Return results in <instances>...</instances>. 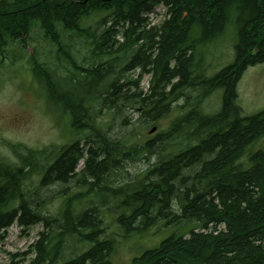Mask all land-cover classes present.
<instances>
[{
	"label": "trees",
	"instance_id": "trees-1",
	"mask_svg": "<svg viewBox=\"0 0 264 264\" xmlns=\"http://www.w3.org/2000/svg\"><path fill=\"white\" fill-rule=\"evenodd\" d=\"M160 5L167 8V15L160 27L149 29L148 15ZM97 10L113 12L102 20L105 25L110 18L111 26L80 27L82 19ZM231 19H235L238 34L233 61L208 75L198 44L217 40ZM36 23L80 72L64 83L78 85L80 91L69 98L65 90L61 92L60 81L54 80L47 63L32 57L33 71L47 85L49 98L70 115L74 139L43 150L13 144L21 163H0V243L12 224L26 233L31 226L43 223V231L30 249L10 254L8 264H113L116 242L103 236L102 205L77 211L76 203L90 191L98 193L104 203L105 194L118 197L122 189L126 202L134 200L132 213L118 218L126 235L145 233L147 228L141 226L153 225L156 220L153 208L166 220L175 215L167 222L169 226L179 227L182 220L185 226H191L188 237L175 231L159 245L134 256L131 264H264V144L249 151L264 137V109L244 116L237 103V84L244 71L264 63V0H0V51L11 42L25 43ZM119 24L126 27L125 31L118 28ZM60 27L85 40L90 66H80L74 56L64 52ZM133 46L130 58L125 62L122 58L119 63V54ZM112 58L113 63L109 61ZM134 69L140 71L136 77L129 75ZM148 74L150 87L144 94L140 85ZM217 90L222 91L221 108L212 115L203 113L198 100H206ZM190 93L197 97L194 101L190 97L195 106L189 111L176 106L181 115L168 129L144 142L131 143L130 151L136 157L153 154L156 141L158 144L176 136L198 143L162 158L160 165L150 170L151 175L124 183L118 191L111 188L112 182L106 183L107 169L112 174L122 170L119 163L127 154L116 148V141L109 138L88 104L97 102L107 107L121 99L122 105L140 112V126L145 129L149 120L155 124L173 110L174 94L185 99ZM135 137L140 138L139 133ZM44 155H48L47 164L43 163ZM84 155L87 157L81 172L85 179L72 174L76 161ZM205 155L211 158L202 160ZM196 160H202V164L192 178L177 175L182 165ZM38 171L43 187L69 184L76 176L77 186L90 181V191L66 194L56 213L45 215L46 209L37 208L34 196L25 188L30 175ZM68 189H62L59 195ZM174 194L180 203L176 210L181 214L173 213L170 202L176 201ZM136 215L143 218V224ZM70 239L90 246L77 253L81 247H69ZM67 248L72 249L70 256Z\"/></svg>",
	"mask_w": 264,
	"mask_h": 264
},
{
	"label": "rangeland",
	"instance_id": "rangeland-1",
	"mask_svg": "<svg viewBox=\"0 0 264 264\" xmlns=\"http://www.w3.org/2000/svg\"><path fill=\"white\" fill-rule=\"evenodd\" d=\"M234 11L230 12L229 15L233 14ZM109 12L113 13L110 10H102V12L97 10V13L91 17L87 18L88 15L85 16L81 21L80 27L96 28L101 25L100 28L106 29L111 26L112 20L109 18L105 25L102 24V20L109 16ZM166 15L167 8L162 5L158 6L154 12L148 15V27L158 28L162 25ZM233 20L235 19H231L217 40L206 45L202 42L198 44V47L202 46L201 58L205 60L202 65L207 67L208 75L216 74L220 69L229 65L234 58V45L238 40V34ZM122 27L123 24L118 25V28L123 32L126 27ZM150 33L154 34L155 32L152 31ZM59 34L62 40H60L61 45L64 43L62 46L64 52L74 56L80 66L85 68L90 66V50L85 40L81 37L73 36V32H67L63 27L59 28ZM45 35L44 29L36 23L30 29L29 35L25 37L27 38L25 43L13 42L4 51H0V154L6 158L7 163L10 162L16 165L21 163V159L13 150V144L43 150L54 146L66 145L74 139L69 126L70 115L66 114L57 103L51 101L46 89L47 85L41 77L33 72L31 59L34 56L37 60L47 63V68L54 80L61 82H59V86H62L61 92L65 90L69 98L71 96L74 97V94L80 91V88L78 85L72 87L73 83L67 85L64 83L67 80V83L70 82V78L73 76L77 77L80 72L74 70L69 61L64 59L63 52L57 49L58 45L49 36ZM199 36L200 34H198ZM118 38L122 39L121 35ZM193 39L197 40L195 35ZM133 48L135 46L119 54L117 58L119 63L122 64V58H124V62L130 58L133 54ZM113 60L112 58L109 61L113 63ZM197 61L195 63L198 67ZM139 74V69H134V72L129 75L136 77ZM112 76L114 78V75ZM175 82L176 80H173V83ZM104 86L101 87L102 90ZM140 86L142 87L140 91L144 94L149 91V74L143 77ZM135 91L137 90L135 89ZM221 92V90H217L206 100H198V108L200 107L199 109L203 113L209 115L217 112L221 108ZM237 94V103L242 108L244 116L255 114L264 109V63L249 66L246 69L237 84ZM190 95L189 98L184 99L183 96L174 94L171 99L173 110L158 119L155 124H152V121L149 120V127L145 129L140 126V112L135 111L133 107L126 104L122 105L120 103L121 99L115 100L114 104L112 102L108 103L107 107L100 106L97 102H94L91 106L88 104L90 108H93L97 122L108 132L109 138L116 141V148L119 147L125 150V154H127L123 157L122 162L119 163L122 170L112 174L107 169L106 177L108 181L106 183L112 182L111 188L114 187L118 191L120 190L119 188L123 187L124 183L126 184L145 174L151 175L150 170L160 165L162 158L167 155H176L184 147L198 143L196 140H192L189 143L181 137L178 139L176 136L172 140H163L158 144H156V141L153 146V154H144L136 157L130 151L131 143H135V141L144 142L146 139L156 136L157 133L168 129L172 122L181 115L180 110L176 106H183L188 111L193 105L195 106L196 104L193 101L196 96L191 93ZM190 97H192L193 101ZM138 103L141 105L140 102ZM152 127H156L153 133L149 132ZM138 133L140 138L135 137V134ZM263 144L264 137L251 145L249 151L254 152L262 147ZM111 147L114 148L113 146ZM74 157L72 158L74 159ZM86 157L87 155H84L78 162L74 159L77 164L76 171L72 173L73 175L79 174L84 178L81 169L84 166ZM210 158L211 156L205 155L202 160ZM246 159L247 155L242 158L241 162ZM202 160L193 161L188 166L182 165L177 175L181 178H192L194 176L193 172L201 167ZM41 178V172L31 174L25 184V188L30 195L34 196L35 206L40 210L46 209L45 215L55 214L66 194H81V191H90V181L84 180L80 186H77L76 180L78 178L76 176L72 177L69 184H55L44 187L40 185ZM66 187L69 188L67 193L59 195V192ZM122 190L120 191L121 196L118 197L105 194L103 196L106 199L104 203L97 196L98 193L90 191L89 195L84 196L80 202L76 203L77 211H84L98 204L102 205L99 210L103 218V236L104 238H113L116 242V250L112 256L113 264H131L134 256H139L146 249L159 245L163 239L175 231L186 235V237L189 236L188 231L191 226H185L184 224L179 227L169 226L167 220L163 216H159L156 208L152 209V216L156 219L154 224L147 227L146 225L141 226L142 228H147L145 233L137 231L134 235H126L120 227L118 217L122 214L128 215L132 213L133 209L131 207L134 206V200L126 202V193ZM172 198H176V201L174 199L170 202L172 210L176 211V208H178L177 204L180 205L177 194H174ZM138 221L140 222V219ZM42 230V223L31 226L26 233H23L17 224L11 226L7 230L4 241L0 244V264H8L12 253H23L29 250L30 246L39 238V233ZM74 246L81 247V250H77V253H81L88 249L90 245L79 244L73 239L69 242V247L72 248ZM66 250L67 256H70L72 249L67 248ZM22 264H27V261Z\"/></svg>",
	"mask_w": 264,
	"mask_h": 264
},
{
	"label": "bare ground",
	"instance_id": "bare-ground-1",
	"mask_svg": "<svg viewBox=\"0 0 264 264\" xmlns=\"http://www.w3.org/2000/svg\"><path fill=\"white\" fill-rule=\"evenodd\" d=\"M86 1H87V0H86ZM153 132H154V131H153ZM153 132H152V133H153ZM6 163H7V162H6ZM113 188H114V187H113ZM156 206H157V205H156ZM131 208H132V207H131ZM173 213H174V214H181L182 212L180 213V210L178 209V210L174 211ZM143 214H144V213H143ZM160 215H162V214H160ZM136 216H137V219H138V220L140 219V222L142 223L143 218H142L141 216H139V215H136ZM147 216H148V215H147ZM162 216H163V215H162ZM174 216H175V215H174ZM174 216H173V217H174ZM163 217L166 219L165 216H163ZM173 217H172V218H173ZM141 218H142V219H141ZM148 218H149V217H148ZM150 218H151V216H150ZM152 218H153V217H152ZM172 218H170V220L168 219L167 222H168V221L171 222ZM146 221H148V220H146ZM150 221H152V220H150ZM182 221H183V220H182ZM182 221H181V222H178V223H180V224H184L185 222L182 223ZM143 222H144V221H143ZM142 224H143V223H142ZM153 224H154V223H153Z\"/></svg>",
	"mask_w": 264,
	"mask_h": 264
},
{
	"label": "flooded vegetation",
	"instance_id": "flooded-vegetation-1",
	"mask_svg": "<svg viewBox=\"0 0 264 264\" xmlns=\"http://www.w3.org/2000/svg\"><path fill=\"white\" fill-rule=\"evenodd\" d=\"M160 27V26H159ZM150 29V28H149ZM29 35V34H28ZM1 53V52H0ZM1 78V77H0ZM5 162H8V161H6V158L3 156V155H1L0 154V163H3V164H5ZM10 163V162H9ZM10 165H13L12 163H10Z\"/></svg>",
	"mask_w": 264,
	"mask_h": 264
},
{
	"label": "water",
	"instance_id": "water-1",
	"mask_svg": "<svg viewBox=\"0 0 264 264\" xmlns=\"http://www.w3.org/2000/svg\"><path fill=\"white\" fill-rule=\"evenodd\" d=\"M153 131H155V128H153V129L151 130V132H153Z\"/></svg>",
	"mask_w": 264,
	"mask_h": 264
}]
</instances>
